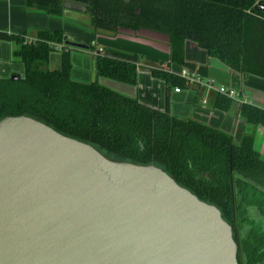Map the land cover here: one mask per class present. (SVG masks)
Returning <instances> with one entry per match:
<instances>
[{"label":"trees","instance_id":"obj_1","mask_svg":"<svg viewBox=\"0 0 264 264\" xmlns=\"http://www.w3.org/2000/svg\"><path fill=\"white\" fill-rule=\"evenodd\" d=\"M259 2L264 0H24V5L53 16L75 9L71 12L97 35L113 38L123 30L141 29L160 34L173 63L198 67L208 76L209 63L186 60L190 42L218 64L214 69L220 74L264 84V11ZM35 38L29 43L24 32L0 30V41L16 43L14 56L24 65L20 78L0 77V119L29 115L92 144L108 158L161 167L215 204L226 221L233 223L235 212L245 223L242 244L248 264H264V225L248 217L252 209L264 221V159L254 147L253 133L238 140L231 132L174 113L170 92L176 86L186 89L185 80L137 54L96 50L89 43L96 77L136 87L140 72L146 71L162 81L161 109L96 79L78 78L72 48L61 33L39 30ZM57 51L60 63L52 65ZM213 102L219 111L264 127V106L236 103L220 93Z\"/></svg>","mask_w":264,"mask_h":264},{"label":"water","instance_id":"obj_2","mask_svg":"<svg viewBox=\"0 0 264 264\" xmlns=\"http://www.w3.org/2000/svg\"><path fill=\"white\" fill-rule=\"evenodd\" d=\"M237 254L221 210L161 167L108 158L29 115L0 119V264H239Z\"/></svg>","mask_w":264,"mask_h":264},{"label":"crops","instance_id":"obj_3","mask_svg":"<svg viewBox=\"0 0 264 264\" xmlns=\"http://www.w3.org/2000/svg\"><path fill=\"white\" fill-rule=\"evenodd\" d=\"M75 9H71L74 11ZM67 10L66 13L60 18H64L67 25H76L91 29L89 25H84L81 20H79L78 15ZM77 11V10H75ZM62 21V20H61ZM64 21V20H63ZM71 22V24L69 23ZM84 22V21H83ZM52 23L58 24L47 18L46 15L41 14L38 10H28L24 5V0H6L0 1V30L8 32H24L27 37H36V32L39 30H47L50 32H59L57 27H52ZM79 24V25H78ZM92 30V29H91ZM93 31V30H92ZM60 33V32H59ZM151 33V32H149ZM125 34V33H123ZM135 34L134 32H129V35ZM136 34H139L138 32ZM64 41H74L73 37L69 38L66 34H61ZM128 36V35H127ZM98 37V36H97ZM101 37V36H100ZM102 37H107L103 36ZM94 38V37H93ZM99 39V38H97ZM93 40V39H91ZM76 42H86L82 37L76 40ZM166 44V43H165ZM163 43V45H165ZM156 46V45H155ZM157 47V46H156ZM17 48L16 43L0 41V77H7L14 73H24V65L21 60L14 56V50ZM71 59L74 66V73L80 79L94 80L95 79V69L94 64L91 59V50L89 49H79L72 47ZM160 48V47H159ZM166 52L169 55L167 45H165ZM61 53L59 51L54 52L51 55V64L59 65ZM197 57V58H195ZM152 61H156L151 59ZM186 60L194 61V63L200 65L211 66L208 76L210 78L222 77L231 82V79L237 76L243 84V87L248 90L253 91H263L264 87L261 84H254L251 81L244 80L238 75L224 76L216 71L214 68L218 65L215 62H210L206 53L199 49L193 43H187L186 45ZM149 61V60H148ZM151 61V62H152ZM87 75V76H86ZM232 84V83H231ZM253 84V85H251ZM233 87L238 89L241 88L239 85ZM113 87V86H112ZM111 87V88H112ZM116 90L126 93L131 96H137L140 101L157 108H163L165 104V85L162 81L153 78L148 72L141 71L139 75V83L136 87L126 85V84H116ZM214 92H207L205 89L193 87L191 89H183L182 92H175L174 88L170 92L172 100V110L174 113L181 116H190L197 120L203 121L214 127L223 129L227 132L233 133L236 139H240L245 133L254 134V147L260 152L261 156L264 158V127L262 126H252L247 124L242 119L236 117L232 113H224L217 110L214 107ZM208 99L207 104H203L202 100ZM253 104L264 106V101H253ZM236 124V127H235ZM236 128V130H235ZM240 134L238 135V131Z\"/></svg>","mask_w":264,"mask_h":264},{"label":"rangeland","instance_id":"obj_4","mask_svg":"<svg viewBox=\"0 0 264 264\" xmlns=\"http://www.w3.org/2000/svg\"><path fill=\"white\" fill-rule=\"evenodd\" d=\"M41 14L46 15L47 18H49L50 20H53L54 22L60 21V23H58V24L52 23V25L55 24L52 27H57L58 31L61 34H66L69 38L73 37V39H76L77 41L80 37H82V40L84 39L86 41L83 43L88 44V45H89V43H91L93 48H95L96 50L101 49V48H107V49L110 48V49H116V50H119V51L125 52V53L137 54V55L141 56L143 59H146L149 61H152L151 59H154V60H156V61H152L154 64L162 65L164 68H167L169 70H176L177 68L180 67V65H177L171 61L170 55L165 53L166 52V48H165L166 44L165 43H167L166 37H164L160 34L152 33V32L149 33L148 31L141 29L140 31H138L139 34L135 33L133 35H129L130 31L123 30L122 32L125 34H123L119 37H113V38L112 37H102V35H97L94 31H92L91 29H88L86 26L81 27V26H76V25H74V26L67 25V23L65 22V19L62 17L60 18V16H53V15H50V14L43 12V11H41ZM84 19L85 18H83V20ZM69 23L71 24V22H69ZM82 23L84 25H88V23L86 21H84V22L82 21ZM97 38H99V39H97ZM91 39H93V40H91ZM76 40H74V41H76ZM163 43L165 45H163ZM195 58H197V57H195ZM189 62H192V61H189ZM75 73H77V72L75 71ZM95 79L98 82H100V83H102L108 87H112V86L115 87L116 84H119L121 86V84H123L120 82H116V81L109 80V79H103V78H99L96 76H95ZM215 80H216L215 82L218 85L221 84V85H225V86L230 87L233 84V85L238 86V87H239V85H241L240 87L244 88L242 81L237 76L233 77L231 79V82L225 78H222V77H217V78H215ZM113 89H115V88H113ZM242 93H243L244 97L247 98L248 102H253L255 100H258L261 102L264 101V92L263 91H253V90H248V89L244 88L242 90ZM235 127H236V124H235ZM235 130H236V128H235ZM239 134H240V130L238 131V135ZM110 157L115 158L113 156H110Z\"/></svg>","mask_w":264,"mask_h":264},{"label":"built area","instance_id":"obj_5","mask_svg":"<svg viewBox=\"0 0 264 264\" xmlns=\"http://www.w3.org/2000/svg\"><path fill=\"white\" fill-rule=\"evenodd\" d=\"M36 38L34 37H27V41L29 43L34 42ZM58 47L60 48L61 45L59 44ZM176 72L181 78L185 80L186 89H191L193 87L205 89L207 92H214L223 94L229 98H231L236 103H250L248 102L247 98L244 97L242 90L235 88L233 86H225V85H218L214 78H210L209 76L203 75L198 67L191 68L188 66H181L177 70H172ZM184 88L180 86H176L174 88L175 92L179 93L182 92ZM203 104L208 103V99L204 98L202 100Z\"/></svg>","mask_w":264,"mask_h":264},{"label":"flooded vegetation","instance_id":"obj_6","mask_svg":"<svg viewBox=\"0 0 264 264\" xmlns=\"http://www.w3.org/2000/svg\"><path fill=\"white\" fill-rule=\"evenodd\" d=\"M132 32V31H131ZM234 217H233V223L228 222L231 226H232V231H233V238L237 243L238 246V263L239 264H248V255L247 253L244 251L243 249V244H242V238L246 235V228H244V224L242 223L241 219H238L236 216V213L234 212ZM252 217L253 219H255V221L257 223H261L264 225V221L261 219V217L259 216V214L254 211V210H248V217ZM248 229V228H247Z\"/></svg>","mask_w":264,"mask_h":264}]
</instances>
